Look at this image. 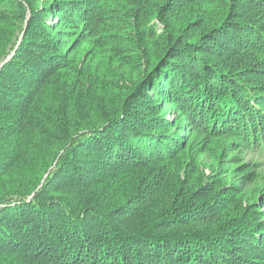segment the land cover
Returning <instances> with one entry per match:
<instances>
[{"label":"trees","instance_id":"1","mask_svg":"<svg viewBox=\"0 0 264 264\" xmlns=\"http://www.w3.org/2000/svg\"><path fill=\"white\" fill-rule=\"evenodd\" d=\"M102 1L96 15L110 12ZM109 1L122 15L143 16L149 34L143 45L134 23L109 26L118 65L143 59L145 46L152 58L139 84L171 68L164 84L196 118L192 128L264 148V78L251 67L264 60V0ZM12 3L14 22L0 20V264H254L264 252V233L255 236L261 221L210 224L216 205L193 209L191 192L168 184L170 161L184 168L186 160L158 154L172 141L143 88L122 90L81 71L39 18L4 61L26 10ZM154 19L164 21L158 35ZM240 34L253 41L238 43Z\"/></svg>","mask_w":264,"mask_h":264},{"label":"rangeland","instance_id":"2","mask_svg":"<svg viewBox=\"0 0 264 264\" xmlns=\"http://www.w3.org/2000/svg\"><path fill=\"white\" fill-rule=\"evenodd\" d=\"M15 1L24 2L26 10L22 18L21 30L18 29L17 39L11 45L14 48L10 50L4 61L15 53L30 21L39 18V24L46 26L48 37L56 38L58 50L70 62H75L76 67L81 71L93 70L106 79L110 77L111 82H120L118 88L122 90L127 91L139 86V89L143 88L142 92L148 94L147 102L156 106L157 117L167 121L163 132L168 134L172 141L170 150L159 149L162 151L158 154L166 156L172 153L171 157L162 160H186L184 168L179 161H170L167 169L170 173L175 174V178L170 177L168 184L176 187L178 194L191 192L192 201H195L193 209H196L199 203L207 206V202H209L211 205L217 206V209L211 212V216H208L212 221L210 224L220 223L230 216H236L242 223L254 221L258 224V221H261L255 228V236L264 233V148L250 149L244 145L245 141L237 138L236 135L210 134L199 131L195 127L192 128L191 126L198 123L196 118L190 119L182 110L181 103L174 101L172 92L167 90L164 84L165 78L171 74V68L166 67L162 72L159 69L154 75L147 77L148 79L139 84L146 64L144 60L152 58V54L150 51V54L148 53V48L145 46L140 50L144 51L143 59L135 57L133 63L128 61V63L119 65L114 60L118 58L117 48H114V41H109L113 38L112 34L115 33V30H110V28L120 26L125 22L127 24L134 23L135 29L139 32L138 36L144 39L143 45H146L149 42L147 40L149 39L148 31H146V27L140 28L143 16L136 18L131 13L130 16L127 13L122 15V8L110 3L109 0L102 1V5L105 7L110 6V12L105 15L94 13L93 7L96 0H80L77 1L78 3L70 0L71 3H77V8H74L73 4L71 7L67 0H61V2H56V0H0L1 21L5 20L9 24L14 22L13 17L17 16V13L8 10H14L16 4L12 2ZM243 2L244 0H240L237 4ZM233 7H235L234 4ZM57 8L58 10L55 11ZM36 11H39V14L35 13ZM41 16H43L42 19ZM108 19L110 21L107 22ZM224 20L226 18L222 21ZM163 22L157 19L152 21L156 35L164 30ZM109 26L110 28H108ZM200 29L198 28V30ZM155 38H151V45L157 43ZM246 39L253 41L249 35L240 34L237 42ZM116 42L118 43V41ZM205 44L214 49L220 46L219 43L215 45L210 41ZM152 48L154 46L150 47V49ZM216 50L220 52L221 49ZM223 55L225 56V54ZM261 57H264V53H261ZM191 61L193 60L188 58L184 64L186 62L192 64ZM245 62L244 64L250 66ZM262 63L251 64V67L255 68L254 75L257 78H264V60ZM122 65L124 66L122 67ZM112 77H115L116 80ZM145 82L147 83L143 86ZM150 145L155 149L156 141H151ZM160 168L164 170L163 167ZM159 184L160 182H157L155 185L159 186ZM163 187H167V184L163 183ZM162 190L163 188L160 192ZM253 260L254 264H264V252L256 253Z\"/></svg>","mask_w":264,"mask_h":264}]
</instances>
